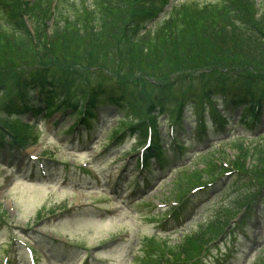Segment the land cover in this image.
I'll return each instance as SVG.
<instances>
[{
    "label": "trees",
    "instance_id": "16d2710c",
    "mask_svg": "<svg viewBox=\"0 0 264 264\" xmlns=\"http://www.w3.org/2000/svg\"><path fill=\"white\" fill-rule=\"evenodd\" d=\"M152 2L145 0L140 6V0H93L81 5L76 0H59L53 5L51 0H0V146L7 145L6 129L22 146L31 139L23 134L29 129L23 121L26 116L47 118L69 111L92 128L99 108L114 106L125 113L121 124L127 123L126 130L137 132L139 140L152 133L154 141L146 162L155 158L162 168L167 156L159 130L162 116L166 115L176 132L170 140L178 153L183 152L179 128L186 106H202V114L209 106L221 126L227 123V112L241 108V122L251 128L257 125L264 117V0H217L190 10L174 6L163 19L158 17L168 0H162L160 9L152 8ZM51 6L59 14L54 27L46 23L54 18L49 14ZM123 15L129 16L126 21ZM247 55L250 66L240 62ZM175 57L182 69L162 70L160 86L149 81L144 91L139 90L137 83L145 82L142 76L149 75L144 70L137 78L136 63L162 61L172 66ZM201 58L204 61L195 65ZM93 68L104 69L105 74ZM217 100L223 102V111L217 108ZM120 125L116 128L125 124ZM200 129L204 133L200 138H206L203 124ZM236 147L238 181L249 189L250 179L264 176L260 166L264 153L250 154L243 144ZM245 155L252 158L251 163L244 160ZM204 163L207 169H196L188 179L185 174L176 183L182 206L189 202L183 199L191 191L205 189L209 183L216 185L217 170H226L213 157ZM249 192L244 200L233 202L234 207H225L198 231L186 235L181 244L168 247V253L177 260L199 253L225 233L231 220L242 212L243 216L250 213L260 196L254 190ZM234 208L235 216L226 218ZM155 246L159 249L161 245ZM151 255L147 251L146 258ZM162 259L160 256L156 264Z\"/></svg>",
    "mask_w": 264,
    "mask_h": 264
},
{
    "label": "rangeland",
    "instance_id": "374dc122",
    "mask_svg": "<svg viewBox=\"0 0 264 264\" xmlns=\"http://www.w3.org/2000/svg\"><path fill=\"white\" fill-rule=\"evenodd\" d=\"M76 1L90 5L93 0ZM143 1L140 0V6ZM149 1H153L152 8L162 7V0ZM167 3L166 12L159 19L170 12L172 5L187 6L190 10L216 4L217 0H168ZM204 11L207 13L208 9ZM49 14L54 18H48L46 23L54 27V19L59 14L53 6ZM122 17L126 21L129 16ZM203 61L201 58L194 64ZM240 62L250 66L251 57L244 56ZM136 64L133 69L137 78L144 70L149 75L142 76L145 82L137 83L140 91L145 90L149 81L160 86L158 75L162 70L183 68L176 57L172 66L162 61ZM93 69L105 74L104 69ZM167 79H163L164 82ZM194 111L193 107L188 108L181 128L183 132H179L185 149L181 157L172 150L171 127L166 115L160 118L159 130L168 159L162 169L153 162L144 173L137 172L140 153L131 155L141 149L144 142L128 136L113 143L117 132L113 127L120 124L118 119H123L122 113L114 108H103L91 134L86 130L68 134L66 127L73 119L59 114L48 120L25 118L38 142L25 151H11L10 147L0 150V264H29L27 246L38 264H156L160 256L163 258L160 262H170L174 259L167 257L165 261L164 257L168 247L181 244L186 235L198 231L202 223L225 207H234L233 202L244 200L251 190L254 194L259 192L260 197L253 202L250 213L247 216L241 213L227 227L233 229L231 233L221 235L219 240L203 246L191 257L196 259L212 248L205 264H263V175L255 182L250 179L248 189L243 181H238V174L229 171L223 174L225 170L218 169L217 184L203 189L200 195H197L199 191L192 192L177 216L165 223L179 206L175 204L180 202L176 183L184 179L185 174L188 179L194 170L207 168L204 159L215 157L216 162L220 161L218 165L222 163L227 169L238 156L237 143L246 145L250 154L264 153V119L258 131L253 132L236 123L234 114L227 124V133L217 136L208 117L212 128L208 129L209 142L204 143L196 139ZM27 133L31 130L27 129ZM238 135L244 139L239 140ZM78 137H81L80 142ZM211 151H214L211 156H205ZM31 153L39 156L38 161L29 160ZM243 157L246 162H252L249 155ZM260 166L264 172V164ZM183 169L187 171L181 172ZM230 211L225 214L226 218L234 217L237 208ZM154 245L161 246L157 249ZM162 245L164 249L160 250ZM147 251L152 253L148 258Z\"/></svg>",
    "mask_w": 264,
    "mask_h": 264
}]
</instances>
